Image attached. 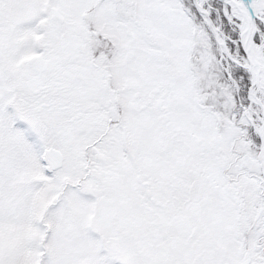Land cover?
Masks as SVG:
<instances>
[{
    "label": "snow or ice",
    "instance_id": "obj_1",
    "mask_svg": "<svg viewBox=\"0 0 264 264\" xmlns=\"http://www.w3.org/2000/svg\"><path fill=\"white\" fill-rule=\"evenodd\" d=\"M0 264H264V0H0Z\"/></svg>",
    "mask_w": 264,
    "mask_h": 264
}]
</instances>
